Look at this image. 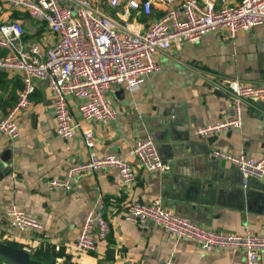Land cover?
<instances>
[{"label": "crops", "instance_id": "obj_1", "mask_svg": "<svg viewBox=\"0 0 264 264\" xmlns=\"http://www.w3.org/2000/svg\"><path fill=\"white\" fill-rule=\"evenodd\" d=\"M92 1L107 8V0ZM61 2L69 5L68 0ZM221 4L222 0L218 7ZM162 14L163 9L154 6L150 20ZM16 20L24 25L25 44L39 42L45 50L55 41L45 25L0 2V26ZM5 53L0 49V56ZM156 58L158 71L148 75L136 92L128 93L119 85L107 92L118 113L116 120L86 121L78 101L70 99L73 120L79 124L70 139L57 135L52 94L45 82L36 81L31 104L16 115L19 136L11 139L0 133V164L11 166L0 177L1 243L30 249L34 259L46 264H245L243 251H203L195 241L175 239L159 225L129 221L126 213L135 202L159 200L165 208L214 231L264 235V178L252 181V189H247L242 173H228L232 164L210 155L219 149L262 158L264 106L245 102L238 129L209 137L196 134L199 126L234 115V97L216 90V79L264 85V24L232 40L224 30L212 32L198 43L173 45ZM0 73L5 77L0 80L2 119L17 103L24 85L21 74ZM87 130L94 134L96 153L131 162L135 180L130 187L122 184L117 169L110 168L77 177L70 190L49 188L50 180L64 177L72 164L88 159ZM147 136L154 138L161 157L171 164L170 171L151 172L132 154L135 142ZM7 153L8 161L1 160ZM253 189L258 195L248 197ZM11 205L38 217L48 238L14 228L6 213ZM90 209L103 211L111 233L95 251L77 254L72 245ZM0 264L9 263L0 257ZM259 264H264V251Z\"/></svg>", "mask_w": 264, "mask_h": 264}, {"label": "built area", "instance_id": "obj_2", "mask_svg": "<svg viewBox=\"0 0 264 264\" xmlns=\"http://www.w3.org/2000/svg\"><path fill=\"white\" fill-rule=\"evenodd\" d=\"M68 1L69 5L62 4L61 0H0L45 25L55 39L44 50L39 42L25 44L22 22L9 21L0 26V49L6 51L0 56V70L21 74L24 85L16 105L0 119V133L11 139L19 136L16 115L31 104L36 81L45 82L52 94L57 135L70 139L79 128L71 114L70 99L78 101L79 111L86 121L116 120L118 113L107 92L112 85H119L128 93L136 92L148 75L158 71V54L182 42L198 43L207 34L220 30L226 31L227 38L232 40L239 33L264 24V0H239L234 4L222 0L220 7V0H107V8L92 0ZM154 6L162 8L163 14L150 20ZM139 16L148 19L141 20ZM214 87L233 95L234 115L199 126L196 134L200 137L240 128L244 103L264 101V85L221 78L216 79ZM84 140L90 150L88 159L72 164L64 177L50 180V189L70 190L77 177L110 168L119 171L124 186L133 184L135 173L128 159L96 153L95 137L90 130L84 132ZM132 154L151 172L171 170V164L161 157L152 136L138 139ZM210 155L237 167L244 175L245 186L249 178H264V156L255 159L244 152L232 154L219 149ZM6 213L17 230H32L43 239L48 238L38 217L16 205L9 206ZM126 219L159 225L175 239L195 241L203 251H243L245 264H259L264 251V235L217 232L174 213L159 200L150 204L133 203ZM110 233L111 224L103 211L90 209L72 251L77 254L95 251L98 242L106 240Z\"/></svg>", "mask_w": 264, "mask_h": 264}, {"label": "water", "instance_id": "obj_3", "mask_svg": "<svg viewBox=\"0 0 264 264\" xmlns=\"http://www.w3.org/2000/svg\"><path fill=\"white\" fill-rule=\"evenodd\" d=\"M260 104H262V106H264V101L260 102ZM9 155L8 153L5 154L4 156L1 157V160L3 161H8ZM11 166L7 165L6 167H2L0 164V177H2L4 174H6L7 172L10 171ZM228 173L235 175L238 174L240 175L242 172H240V170L238 168H236L234 165L231 166L230 171H228ZM242 175V185H244V175L243 173ZM252 181H258L257 179H253V178H249L247 180L246 183V188L247 189H252L251 187V182ZM263 185L258 186V188L260 189ZM256 192H258V190L253 189L252 191H249L248 193V197H250L252 195V197L258 195ZM0 257L5 259L9 264H46V263H42L36 259L33 258L32 254H30L28 251L21 249V248H17L5 243H1L0 242Z\"/></svg>", "mask_w": 264, "mask_h": 264}, {"label": "trees", "instance_id": "obj_4", "mask_svg": "<svg viewBox=\"0 0 264 264\" xmlns=\"http://www.w3.org/2000/svg\"><path fill=\"white\" fill-rule=\"evenodd\" d=\"M2 79H5V77H4V75H2V73H0V80H2ZM15 105H16V104H15ZM15 105H14V106H15ZM14 106H13V107H14Z\"/></svg>", "mask_w": 264, "mask_h": 264}]
</instances>
